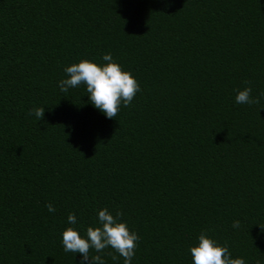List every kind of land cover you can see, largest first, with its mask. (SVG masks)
<instances>
[{
  "label": "trees",
  "instance_id": "1",
  "mask_svg": "<svg viewBox=\"0 0 264 264\" xmlns=\"http://www.w3.org/2000/svg\"><path fill=\"white\" fill-rule=\"evenodd\" d=\"M107 53L141 89L113 119L58 87ZM246 81L264 93V0H0V264H80L62 233L103 208L140 237L131 264H192L202 231L264 264V98L237 104Z\"/></svg>",
  "mask_w": 264,
  "mask_h": 264
},
{
  "label": "clouds",
  "instance_id": "2",
  "mask_svg": "<svg viewBox=\"0 0 264 264\" xmlns=\"http://www.w3.org/2000/svg\"><path fill=\"white\" fill-rule=\"evenodd\" d=\"M106 63L99 65L87 59L73 63L64 68L66 78L58 82L61 92H67L70 88L84 85L89 102L108 119L115 118L121 105L130 106L137 92L141 91L135 77L113 60L111 53L102 57ZM248 87L236 90L235 102L241 105L259 104L264 93L260 97H252L251 81H246ZM45 108H33L28 115H34L38 121L44 117ZM50 213L56 209L51 203L46 205ZM123 212L117 211L115 216L107 208L98 211V226H89L84 237L73 227H67L62 233V246L66 253H79L82 256L80 264H105L102 253L111 248L119 257H123L124 264H131L135 256V249L140 237L136 232L130 231L126 223L120 222ZM67 222L70 225L77 223L75 214H69ZM233 228L240 227V221L233 222ZM264 230V228H261ZM97 253L90 255V252ZM192 264H245L244 258H233L228 246L220 245L212 239L206 231L198 236V244L190 247ZM113 261L118 259L112 255Z\"/></svg>",
  "mask_w": 264,
  "mask_h": 264
}]
</instances>
